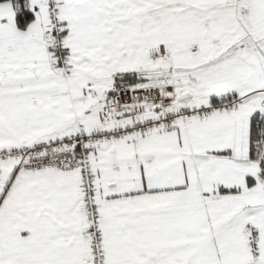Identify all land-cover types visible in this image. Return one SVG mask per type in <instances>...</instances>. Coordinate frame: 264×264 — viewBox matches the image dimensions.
<instances>
[{"label":"snow or ice","instance_id":"obj_1","mask_svg":"<svg viewBox=\"0 0 264 264\" xmlns=\"http://www.w3.org/2000/svg\"><path fill=\"white\" fill-rule=\"evenodd\" d=\"M0 264H264V0H0Z\"/></svg>","mask_w":264,"mask_h":264}]
</instances>
